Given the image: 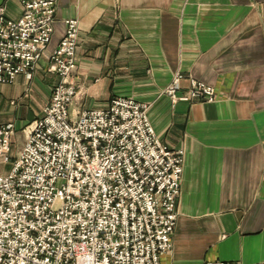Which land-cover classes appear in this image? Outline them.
<instances>
[{
	"label": "crops",
	"instance_id": "crops-1",
	"mask_svg": "<svg viewBox=\"0 0 264 264\" xmlns=\"http://www.w3.org/2000/svg\"><path fill=\"white\" fill-rule=\"evenodd\" d=\"M6 16L20 0H0ZM77 19L79 43L70 110L113 97L148 104L157 137L184 151L172 246L161 264L264 262V0H58L54 29L31 77L0 84V124L13 148L48 102L56 74L48 54ZM216 98L171 104L161 91L175 74Z\"/></svg>",
	"mask_w": 264,
	"mask_h": 264
},
{
	"label": "built area",
	"instance_id": "built-area-1",
	"mask_svg": "<svg viewBox=\"0 0 264 264\" xmlns=\"http://www.w3.org/2000/svg\"><path fill=\"white\" fill-rule=\"evenodd\" d=\"M57 1L20 0L16 20L0 7V84L31 76ZM64 24L48 54L57 83L21 147L13 148V124H0V167L9 165L0 170V264H161L172 246L184 151L157 137L148 104L137 99L70 110L79 23ZM172 78L161 91L172 105L216 98L209 84L194 79L180 90L182 74Z\"/></svg>",
	"mask_w": 264,
	"mask_h": 264
},
{
	"label": "rangeland",
	"instance_id": "rangeland-1",
	"mask_svg": "<svg viewBox=\"0 0 264 264\" xmlns=\"http://www.w3.org/2000/svg\"><path fill=\"white\" fill-rule=\"evenodd\" d=\"M75 72V71H74ZM74 72H73V74H74ZM73 74L71 75V79H72V76H73ZM31 76H29L28 78H30ZM29 125V124H28ZM27 125V126H28ZM27 128L28 127H26V129L25 130H27ZM23 133H25L26 134V131H24ZM18 149V148H17ZM3 168H5L6 170H7V168H9V165L7 164V165H5V167H4V165H2L1 167H0V170H3Z\"/></svg>",
	"mask_w": 264,
	"mask_h": 264
}]
</instances>
